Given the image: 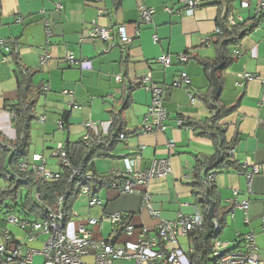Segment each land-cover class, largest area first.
Here are the masks:
<instances>
[{"label":"crops","instance_id":"crops-1","mask_svg":"<svg viewBox=\"0 0 264 264\" xmlns=\"http://www.w3.org/2000/svg\"><path fill=\"white\" fill-rule=\"evenodd\" d=\"M178 1L121 0V6L116 8L114 0H0V40L16 44L18 61L35 72L30 95L36 119L31 124L28 155L38 153L54 160L51 153L57 146L77 143L86 135L106 137L111 112L122 110L128 100L127 108L122 111L126 136L111 153L116 159H96L93 172H89L97 177L113 176L123 170V159H132L136 154L141 156L140 161L134 162V169L138 171L147 168L153 159H167L171 174L153 181L145 190L149 207L158 212L160 220H173L179 213H193L196 205L190 194V183L194 157L210 158L214 154L210 141L195 137L178 121L208 117L203 104L191 100L192 94L209 89V82L195 58H215L212 42L210 46H203L201 41L214 35L216 20L224 16L225 7L222 0H200L191 14H169L166 9L179 8ZM231 1L233 10L229 15L241 18L244 27L257 19L256 9L261 0H249L247 8L241 7V0ZM142 6L154 12L146 25L140 24ZM261 20L237 47L229 49L233 60L219 74L223 105L232 106L242 96L237 111L222 122L227 128V141L235 129L239 133L231 156L240 164L241 171L216 174L213 180L221 209L228 212L225 228L218 238L228 243L230 251L247 252L259 263L264 262V19ZM94 26L107 29L115 46L109 48L98 38L84 39L85 33ZM121 27L129 39L127 44L120 43L118 29ZM46 30L51 37H47ZM42 51H49L51 58L40 65ZM67 53H72L75 65L67 64ZM181 53L190 58L185 65L178 62ZM166 55L171 60L168 67L159 62ZM2 57L0 49V134L13 141L16 136L12 114L3 106L17 97L15 66L10 57L6 61ZM182 71L186 72L189 85L170 88ZM245 75L254 78H241ZM147 76L152 84L162 88L166 109L165 129L150 134L140 131L152 102V94L141 87L142 79ZM64 114L69 115L66 130L58 126ZM168 143L174 144L172 151L167 149ZM49 160L48 166L53 170ZM255 166L260 168L259 172L248 180L246 173ZM57 168L58 165L54 170ZM103 191L105 195L101 196ZM93 196L102 201L100 206H88ZM93 196L80 194L73 204L71 210L76 217L70 219L65 229L69 237L77 234L83 220L106 214L126 213L135 227L148 230L158 223L144 206L142 193L119 194L105 189ZM243 200L248 201L246 212L236 208ZM4 227L0 219V232ZM7 229L18 241H25L17 228ZM85 229L92 231L95 241L106 240L111 233L110 229L107 236L103 234V224L99 229ZM247 236L253 237L255 248L252 250L245 246ZM122 238L125 239L122 245H133L137 232ZM183 247H186L182 251L185 256L190 250L187 239L179 246L180 250Z\"/></svg>","mask_w":264,"mask_h":264},{"label":"built area","instance_id":"built-area-1","mask_svg":"<svg viewBox=\"0 0 264 264\" xmlns=\"http://www.w3.org/2000/svg\"><path fill=\"white\" fill-rule=\"evenodd\" d=\"M199 2L200 0H179V8L166 9V11L169 14L174 13L177 15H181L182 13L191 14ZM240 4L242 8H247L249 0H241ZM56 8H60V6L56 5ZM139 13L140 24L146 25L151 22L154 12L152 8L142 6ZM256 16L264 19V0L258 3ZM226 24L229 27H239L244 23L241 18H234L230 14L227 17ZM214 34H221L218 27L215 28ZM46 35L48 38L51 37L49 30H46ZM118 35L121 44L129 42L122 27L118 29ZM86 38H98L106 42L109 48L115 46L109 35V31L98 26H94L90 31L85 33L84 39ZM201 44L203 46H210L211 37L203 39ZM0 49L3 52L2 60L6 61L5 58L10 52V45L6 41L0 40ZM50 58L49 51H42L39 57L40 65L46 63ZM189 59L186 53H181L178 56V62L181 65H185ZM65 60L70 66L76 63L72 53H67ZM159 62L165 67L171 64L168 55L160 57ZM241 78L251 80L254 76L245 75L241 76ZM141 82V87L152 94V102L148 107L147 115L141 125L140 131L141 133L148 134L163 131L165 129L166 109L162 101V88L152 84L150 76L144 77ZM189 83L190 80L186 72L182 71L170 88H181L182 86H188ZM236 86H241V83H236ZM193 99L191 96L192 102ZM12 117H14L13 114ZM178 122L179 125L182 124V121ZM58 126L59 128H63L61 120L58 122ZM118 138L120 140L125 139L123 134H120ZM81 141L84 145L93 144L98 146L101 144V140L97 134L93 136L86 135ZM23 147L17 148L11 146L10 149L13 154L19 155L22 153ZM173 147V143L167 144L169 151H172ZM228 153L229 155H233L234 150L230 149ZM51 156L57 159L63 167H70L63 151V146H58L51 153ZM140 160V154H136L132 159H123V170L112 176L113 179L107 189L119 194L142 193L144 206L148 209L151 217L158 220V223L152 230H148L143 226L135 227L131 223L130 216L126 213H115L102 215L98 219L87 218L83 220V223L78 227L77 234L74 237H69L65 233L67 226L65 222L68 212L62 206L64 200V196H62L57 199L56 209L52 212L49 211L47 218L44 220L24 218L15 212L6 213L2 221L7 226L2 228L0 232V237L3 240L0 243V264H33L36 256L43 258L42 264H86L84 259L87 256L91 257L90 264H115L117 262H120V264H182L178 239H187L189 233L201 231L203 223L201 211L198 206H194L191 215L179 213L173 220H160L158 212L152 211L149 207L148 196L145 194V190L153 181L163 179L171 174L169 161L167 159H153L147 168L138 171L134 169V162ZM84 164L85 162L82 160L79 166L72 170L69 179H81L82 177L89 180L94 179L90 172L83 174ZM259 169V167L255 166L250 171H247L246 178L250 180L252 175L259 172ZM17 172L25 180H29L34 176L46 182L56 181L59 175L58 171L55 172L48 166L45 156L38 153L23 157L17 164ZM214 177L215 174H210L209 180L213 182ZM3 179L7 183H10L12 181L17 182L18 177L4 174ZM80 194L87 196L90 193L87 187H83ZM101 204L102 201L96 196L90 197L88 200L89 207H97ZM236 208L242 212H246L248 201H241L236 205ZM70 214L71 218L76 217V213L72 210ZM211 221L214 226V233H217L219 227L215 220ZM104 223L111 225V233L106 240L95 241L92 237V231L85 229V227L99 229ZM9 226L17 228L22 236H25V241H18L8 231L7 228ZM133 232H137V239L133 245L127 244V246H124L118 244L119 237L131 235ZM196 238L199 237L196 236ZM35 246H39V249H36ZM245 246L248 250L255 248L252 236L245 237ZM208 261L206 264H264V262L259 263L253 255L247 252L230 251L228 243L221 241L219 238L213 243ZM187 264L195 263L187 260Z\"/></svg>","mask_w":264,"mask_h":264},{"label":"trees","instance_id":"trees-1","mask_svg":"<svg viewBox=\"0 0 264 264\" xmlns=\"http://www.w3.org/2000/svg\"><path fill=\"white\" fill-rule=\"evenodd\" d=\"M114 2L116 8L121 6V0H114ZM231 3V0H222V4L225 7V14L216 20V26L220 29L221 34H214L211 37V42L215 49V58H195L209 82V89L204 93L196 92L192 94V97L201 102L208 110V117L203 120L180 118L184 128L192 132L195 137L210 141L214 149V154L210 158H204L202 156L194 157V165L192 168L190 194L194 204L201 211L203 223L201 231L189 233L187 240L191 251L186 252L185 256L187 260L195 264H206L209 262L213 243L225 228V216L228 214V212L221 209V202L216 187L214 182L209 180V175L229 171H241L240 164L234 161L228 153L230 149L237 146L239 133L235 129L231 140L227 141V128L222 122L237 111L242 96L232 106L223 105L221 103L222 83L219 74L225 71L233 60L229 49L231 47H237L241 40L262 22L260 17L255 16L257 19L245 27L242 24L239 27L227 26V16L233 10ZM17 51V45L12 44L10 45L9 54L6 56V58H11V62L15 66L14 74L17 84V97L14 102L8 103L3 108L14 115L12 117V127L16 139L8 141L0 134V179L5 182L4 187L0 188V209L4 208L6 213L14 212L18 209L17 213L21 217L44 220L47 218L49 211L52 212L56 209L57 199L64 196L62 206L68 212L65 222L67 224L71 219L70 212L73 204L80 195L83 187H87L93 196L107 189L113 179L112 176L97 177L94 174V179L92 180L83 177L81 179L69 178L72 170L77 168L82 160L85 162L83 168V174H85L86 172L92 171L93 162L96 159H116L111 153L121 141L118 136L120 134H123L124 137L126 136L125 120L122 116V111L127 108L128 100L123 104L122 110L111 112L109 130L106 137L100 138V145H84L82 141L74 144L65 143L63 145V151L65 152L70 167H63L59 162V175L56 181L46 182L34 176L29 180H25L22 175L18 174L17 164L23 157L28 155V149L31 145V124L36 119V115L30 94L35 72L29 71L18 61ZM221 63H224V67L216 73L221 89L219 95L213 97L211 95L212 82L209 73L214 66ZM68 119L69 115L64 114L62 123L63 129L65 130L68 128ZM11 146L17 148L24 147L21 154L15 155L10 149ZM4 174L17 176V182L12 181L7 183L3 179ZM206 193L208 199L214 203V220L219 227L217 233H214L213 223L207 217L209 204L206 200ZM37 196L38 198H36ZM6 201L8 204L4 205ZM196 236L199 238H196Z\"/></svg>","mask_w":264,"mask_h":264},{"label":"rangeland","instance_id":"rangeland-1","mask_svg":"<svg viewBox=\"0 0 264 264\" xmlns=\"http://www.w3.org/2000/svg\"><path fill=\"white\" fill-rule=\"evenodd\" d=\"M226 98L224 97L223 98V100H225ZM58 147V146H57ZM29 149H30V147H29ZM31 155V154H30ZM46 158V157H45ZM46 159H48L49 160V158L47 157ZM49 162H51V163H49L50 165H51V167L52 168H56V165H58L56 162V160L54 159V160H49ZM55 165V166H54ZM53 169V170H54ZM55 172H57L58 171V168L56 169V170H54ZM4 185H5V182L2 180V179H0V188H2V187H4ZM105 195V191H103L102 193H101V196H104ZM241 202V201H240ZM5 204H8V202L6 201L5 203H4V205ZM15 213H17L18 212V209H16L15 211H14ZM6 216V210L4 209V208H1L0 209V219H3L4 217ZM5 225V224H4ZM7 225H5V227H6ZM110 229H111V227H110V225L109 224H103V234L104 235H108V233H109V231H110ZM122 237H124V235H122L121 237H120V239L118 240V244L119 245H122V243H123V241L125 240L124 238H122ZM186 241V239H184V238H179L178 239V244H179V246H181L182 244H184V242ZM36 247V249H39V246H35ZM186 250V247H183V250H179V254L181 255L180 256V260H181V263L182 264H187V260H186V257L184 256V254L182 253V251H185ZM89 260H91V258L89 259V258H86V259H84V262L86 263V264H88L87 263V261H89ZM43 263V258L41 257V256H36L35 258H34V260H33V264H42ZM115 264H120V262H117V263H115ZM126 264H130V263H126Z\"/></svg>","mask_w":264,"mask_h":264},{"label":"water","instance_id":"water-1","mask_svg":"<svg viewBox=\"0 0 264 264\" xmlns=\"http://www.w3.org/2000/svg\"><path fill=\"white\" fill-rule=\"evenodd\" d=\"M223 67H224V63H221L219 65L214 66L210 70L209 76H210V79H211V82H212V85H213V89H212L211 95L213 97H217L219 95V93H220L221 86H220V82H219V80H218V78L216 76V73L218 71L222 70ZM206 200H207V202L209 204V207L207 209V217L210 220H214L215 219L214 203L208 199L207 193H206Z\"/></svg>","mask_w":264,"mask_h":264}]
</instances>
